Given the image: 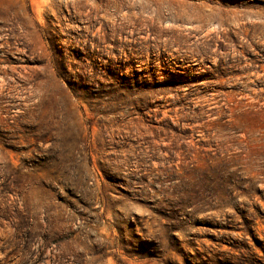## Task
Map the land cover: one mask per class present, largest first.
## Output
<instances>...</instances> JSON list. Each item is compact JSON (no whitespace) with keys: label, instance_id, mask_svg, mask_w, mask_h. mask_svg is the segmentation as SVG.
Instances as JSON below:
<instances>
[{"label":"rangeland","instance_id":"374dc122","mask_svg":"<svg viewBox=\"0 0 264 264\" xmlns=\"http://www.w3.org/2000/svg\"><path fill=\"white\" fill-rule=\"evenodd\" d=\"M0 264H264V0H0Z\"/></svg>","mask_w":264,"mask_h":264}]
</instances>
